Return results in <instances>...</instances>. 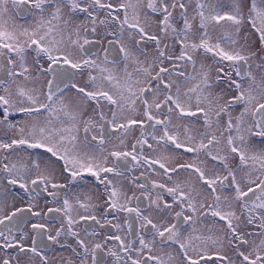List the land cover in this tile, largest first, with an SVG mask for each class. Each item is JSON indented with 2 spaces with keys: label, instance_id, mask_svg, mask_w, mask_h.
I'll list each match as a JSON object with an SVG mask.
<instances>
[{
  "label": "snow or ice",
  "instance_id": "snow-or-ice-1",
  "mask_svg": "<svg viewBox=\"0 0 264 264\" xmlns=\"http://www.w3.org/2000/svg\"><path fill=\"white\" fill-rule=\"evenodd\" d=\"M0 264H264V0H0Z\"/></svg>",
  "mask_w": 264,
  "mask_h": 264
}]
</instances>
